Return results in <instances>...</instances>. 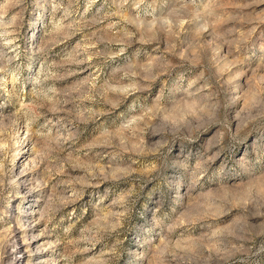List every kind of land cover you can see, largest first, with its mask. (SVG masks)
<instances>
[{"label":"rangeland","instance_id":"obj_1","mask_svg":"<svg viewBox=\"0 0 264 264\" xmlns=\"http://www.w3.org/2000/svg\"><path fill=\"white\" fill-rule=\"evenodd\" d=\"M0 264H264V0H0Z\"/></svg>","mask_w":264,"mask_h":264}]
</instances>
